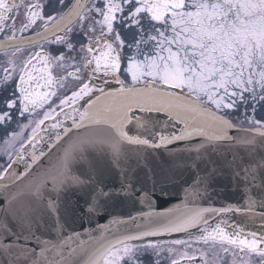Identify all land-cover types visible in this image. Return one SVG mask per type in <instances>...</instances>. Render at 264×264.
Returning a JSON list of instances; mask_svg holds the SVG:
<instances>
[{
    "label": "snow or ice",
    "instance_id": "1",
    "mask_svg": "<svg viewBox=\"0 0 264 264\" xmlns=\"http://www.w3.org/2000/svg\"><path fill=\"white\" fill-rule=\"evenodd\" d=\"M0 53V264H264V233L225 218L264 222V0H0ZM225 163L247 204L202 206ZM120 199L141 210L66 231Z\"/></svg>",
    "mask_w": 264,
    "mask_h": 264
},
{
    "label": "water",
    "instance_id": "2",
    "mask_svg": "<svg viewBox=\"0 0 264 264\" xmlns=\"http://www.w3.org/2000/svg\"><path fill=\"white\" fill-rule=\"evenodd\" d=\"M152 117L156 120V127L158 130L165 132H172L178 130L180 127L177 125V128L174 129L172 127V122L167 123V127H165V116L162 113H153ZM50 123L46 125V131L42 132L40 135L42 137V142H38L36 144L37 153L43 151L45 156L43 159V164L37 167L38 172H44L45 170L50 169V165L55 163V153L49 155L50 152V140L49 137L53 136L54 133L50 129ZM70 123V122H69ZM31 151V149H29ZM163 152V150H160ZM131 154V153H130ZM229 159L231 158L229 154ZM20 170H23L24 165L21 163L18 165ZM181 170L180 167H177L176 172L179 173ZM189 173L185 171L183 176L177 175L174 184L169 185V195L167 197L160 196L157 201V211H162L163 208L159 206L163 205L164 208L171 207L174 204L180 203L183 198V179H187ZM141 179L143 181V185L145 187L150 186V183L147 181V178L144 177L143 173H140ZM109 183L118 184V180L115 176H113L109 181ZM259 184V180L257 181ZM211 199L202 202V206H228L231 205L233 207H241L243 208L247 204V199L244 196V192L242 187L238 186L235 179L231 175V170L227 167L225 163L224 171L222 174L218 175L214 181V188L210 189ZM83 195V193L76 191L73 188H68L64 193H62V199L69 206L75 205L78 199ZM259 195V193H258ZM79 204L83 206V199H79ZM141 210V206L139 204H134L130 200L120 199L112 202L106 211H104L101 215H97L95 217L89 218L84 216L80 219H75L74 223H69L66 226V231L71 232L72 230L78 232H84L87 230H92L97 228L98 225L108 223V220L112 217H118L127 219L129 215H136ZM229 225L233 224H241L245 227L246 232L255 231L257 234L264 233V228L261 227L262 222L259 217L251 218L241 214H233L229 213L227 217H225ZM219 219V218H217ZM254 220V222H253ZM33 230L36 232L38 236L42 239H55L56 238V228L54 226V222L52 219L44 214L42 210H37V218L36 223L33 226ZM231 230V229H229ZM177 238H187L185 234H172L171 236L162 237L161 239H177ZM86 239V237H85Z\"/></svg>",
    "mask_w": 264,
    "mask_h": 264
},
{
    "label": "flooded vegetation",
    "instance_id": "3",
    "mask_svg": "<svg viewBox=\"0 0 264 264\" xmlns=\"http://www.w3.org/2000/svg\"><path fill=\"white\" fill-rule=\"evenodd\" d=\"M2 58H3V53H0V60H2ZM0 135H3V133H0ZM194 247H201V248H203V247H205V245H203V244L194 245ZM197 264H199V261H197ZM217 264H219L218 261H217Z\"/></svg>",
    "mask_w": 264,
    "mask_h": 264
}]
</instances>
